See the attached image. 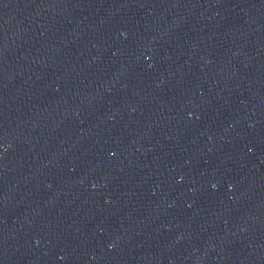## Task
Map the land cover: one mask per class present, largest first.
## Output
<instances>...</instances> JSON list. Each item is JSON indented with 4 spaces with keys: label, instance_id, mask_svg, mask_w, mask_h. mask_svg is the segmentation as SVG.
Listing matches in <instances>:
<instances>
[{
    "label": "water",
    "instance_id": "95a60500",
    "mask_svg": "<svg viewBox=\"0 0 264 264\" xmlns=\"http://www.w3.org/2000/svg\"><path fill=\"white\" fill-rule=\"evenodd\" d=\"M0 264H264V0H0Z\"/></svg>",
    "mask_w": 264,
    "mask_h": 264
}]
</instances>
